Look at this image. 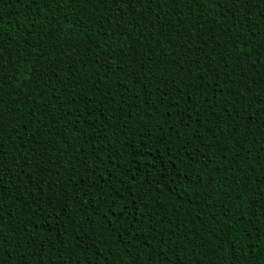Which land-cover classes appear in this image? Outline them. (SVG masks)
<instances>
[{"label": "trees", "instance_id": "16d2710c", "mask_svg": "<svg viewBox=\"0 0 264 264\" xmlns=\"http://www.w3.org/2000/svg\"><path fill=\"white\" fill-rule=\"evenodd\" d=\"M0 264H264V0H0Z\"/></svg>", "mask_w": 264, "mask_h": 264}, {"label": "snow or ice", "instance_id": "6c2138e0", "mask_svg": "<svg viewBox=\"0 0 264 264\" xmlns=\"http://www.w3.org/2000/svg\"><path fill=\"white\" fill-rule=\"evenodd\" d=\"M2 211H3V209H2V208H0V213H2Z\"/></svg>", "mask_w": 264, "mask_h": 264}]
</instances>
